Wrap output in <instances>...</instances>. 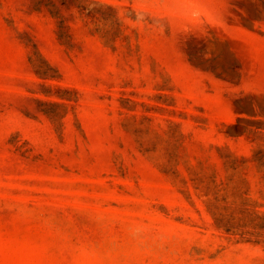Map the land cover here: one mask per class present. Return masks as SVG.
<instances>
[{"label": "rangeland", "instance_id": "1", "mask_svg": "<svg viewBox=\"0 0 264 264\" xmlns=\"http://www.w3.org/2000/svg\"><path fill=\"white\" fill-rule=\"evenodd\" d=\"M0 264H264V0H0Z\"/></svg>", "mask_w": 264, "mask_h": 264}]
</instances>
